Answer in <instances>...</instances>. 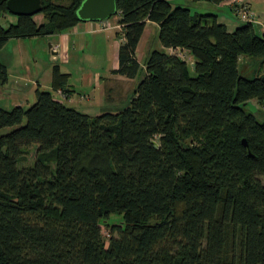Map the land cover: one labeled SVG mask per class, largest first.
<instances>
[{"label": "trees", "instance_id": "1", "mask_svg": "<svg viewBox=\"0 0 264 264\" xmlns=\"http://www.w3.org/2000/svg\"><path fill=\"white\" fill-rule=\"evenodd\" d=\"M42 1L39 24L0 0V20L16 18L0 22V52L83 22L85 0ZM116 3L124 42L114 74L138 77L148 21L192 64L152 51L115 112L61 102L55 92L74 91L59 65L53 92L38 88L28 108L0 107V264H264V121L248 110L253 100L264 109V33L253 19L231 32L171 0ZM246 58L253 78L240 72ZM8 80L0 58V86ZM33 147L35 165L20 169Z\"/></svg>", "mask_w": 264, "mask_h": 264}, {"label": "crops", "instance_id": "2", "mask_svg": "<svg viewBox=\"0 0 264 264\" xmlns=\"http://www.w3.org/2000/svg\"><path fill=\"white\" fill-rule=\"evenodd\" d=\"M175 2V0H171V3L175 6L188 7L191 9V11H193V9H199L200 11H202L201 13L196 12L199 14L216 15L218 18V22L226 25L228 30L231 32L247 23V21H244L240 18L236 10L238 6L247 5L251 11L253 19L250 22L254 23L261 33H264V0H221L217 2L210 0H200L197 2H194L192 0H184V2H178L177 4ZM39 16H42L40 23H43V15H37L36 17L38 18ZM6 18H8L9 23L16 22L15 17L7 16ZM119 20V15L108 20L110 28L106 29L103 28V22L101 21L81 22L77 26L69 29L62 34H55L46 37L47 39L45 41H40V38H32V41H40L42 45H46L48 40L49 44L52 45L51 48L48 46V49L54 62L58 61V57H61L65 60L70 46L73 45L74 48L76 45L82 47V43L84 41H86L88 45L93 44L103 47H106V45L116 44V47H118L117 53L114 56V62L111 68L106 71L108 73L107 76H102L100 74H97L95 76L92 73H88L84 76V83L88 87L94 88V90L96 91L95 93H126L127 91H130V89H132L133 91L135 90L136 78L132 79L123 75L113 73V71L119 66V48L122 44V42L119 44V40L117 42L116 38L118 34L122 33L123 31L121 25L119 24ZM150 27L160 29V26L157 23L151 21L147 22L145 31L137 48V56L138 52L142 48L143 43L145 42V38ZM27 40L30 39L10 40L0 52V58L2 62L7 66L9 72L8 83L3 86H8L13 93L36 92L38 89L37 87L42 86V73L37 70L35 75L32 72L31 66L28 64L30 52L26 50V42H28ZM7 49L8 51H6ZM165 51L170 54L188 53L187 51H182L180 49H165ZM4 57L8 59L6 60V62L4 61ZM138 59L140 61L141 67L143 68V70H145L144 75H146V66L145 64L142 65L139 57ZM54 66L52 67V69H48V75L50 76V79L47 84L51 89ZM30 85H33L31 89ZM50 91L53 92V89ZM55 93L62 96V99L64 101L62 100L61 102L66 104L67 101H69L72 105H74L75 102L73 101V98L75 96L74 94H76L75 92L72 95H69L68 98L61 95V91Z\"/></svg>", "mask_w": 264, "mask_h": 264}, {"label": "rangeland", "instance_id": "3", "mask_svg": "<svg viewBox=\"0 0 264 264\" xmlns=\"http://www.w3.org/2000/svg\"><path fill=\"white\" fill-rule=\"evenodd\" d=\"M176 4L178 2H184V0H175ZM175 6V5H174ZM202 12L199 9H193L192 13ZM10 17H14L9 15ZM42 16L36 17L37 22H41ZM111 19V18H110ZM109 19V20H110ZM108 21V20H107ZM0 22L3 26L8 27L10 23L8 18L2 17ZM148 34L146 35L145 42L142 45V48L138 52V57L140 58L142 65L145 64L146 59L149 54L154 50L165 51V48L162 46L159 34V28L148 29ZM117 42L119 44L124 41V36L122 33H119ZM47 38H40V41H45ZM26 50L30 52L28 64L32 68V72L36 75V71L39 70L42 73L41 84L42 86L37 87L41 90H52L47 82L50 79L48 69L54 66L59 65L63 73L70 74L69 77V87L74 94L73 101L75 102L72 105L67 101L66 105L73 107L76 110L84 113H89L95 115L101 112H115L117 107H126L129 105L131 98L134 95V91L130 89L126 93H95L94 88L88 87L84 83V76L88 73H92L95 76L100 74L102 76H107V70H109L114 62V56L117 53L116 44L97 46V45H88L86 41L82 43L81 46H75V48L70 46L68 54L65 57V60L61 57H58L56 62L52 60L51 53L49 52L48 46L49 42L47 40L46 45H42L40 41H32V39L27 40ZM91 44V43H90ZM11 48V47H10ZM9 49V48H8ZM8 49L6 51H8ZM183 57L191 65L192 60L191 56L188 53H182ZM249 58V57H247ZM247 61L242 60L240 64V72L242 75L253 78V71L250 70L248 65L251 62L249 59ZM8 60L4 57V61ZM248 68V69H246ZM53 74V73H52ZM145 70L141 69L138 77L136 78V86L140 81L145 78ZM53 77V76H52ZM33 85H30V89ZM36 88V89H37ZM89 92V93H88ZM57 98L62 99V96L55 94ZM62 95V94H61ZM93 97V98H92ZM63 100V99H62ZM61 100V101H62ZM64 101V100H63ZM36 102V92L30 93H13L8 86H0V107L6 110H12L14 107L20 105L25 108L30 107ZM248 110L255 113L259 120L264 121V109L258 103V101L253 100L248 105ZM37 152L38 147H33L30 149L29 153L26 155L24 161L19 164L20 169L33 167L37 161ZM264 183V178L262 179ZM114 217V215L112 216ZM104 237L106 240L109 239V231L106 228H103Z\"/></svg>", "mask_w": 264, "mask_h": 264}, {"label": "water", "instance_id": "4", "mask_svg": "<svg viewBox=\"0 0 264 264\" xmlns=\"http://www.w3.org/2000/svg\"><path fill=\"white\" fill-rule=\"evenodd\" d=\"M8 11L14 16H35L42 12V0H8ZM117 13L116 0H85L78 9V16L83 22H103ZM51 44L49 47L51 48ZM248 146L247 140H243Z\"/></svg>", "mask_w": 264, "mask_h": 264}, {"label": "built area", "instance_id": "5", "mask_svg": "<svg viewBox=\"0 0 264 264\" xmlns=\"http://www.w3.org/2000/svg\"><path fill=\"white\" fill-rule=\"evenodd\" d=\"M236 10H237L238 15L241 17V19L248 20V21L252 20V14L247 5L238 6ZM109 26L110 24L108 23V21H103L104 29L110 28ZM180 56L184 58L182 54H180Z\"/></svg>", "mask_w": 264, "mask_h": 264}]
</instances>
